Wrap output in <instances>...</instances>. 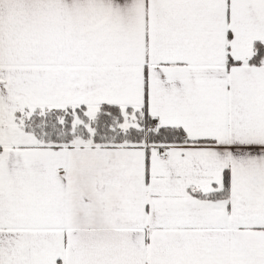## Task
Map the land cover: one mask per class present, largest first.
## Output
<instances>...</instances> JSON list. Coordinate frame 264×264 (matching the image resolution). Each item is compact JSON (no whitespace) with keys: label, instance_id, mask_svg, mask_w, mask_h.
I'll return each instance as SVG.
<instances>
[{"label":"snow or ice","instance_id":"1","mask_svg":"<svg viewBox=\"0 0 264 264\" xmlns=\"http://www.w3.org/2000/svg\"><path fill=\"white\" fill-rule=\"evenodd\" d=\"M0 264H264V0H0Z\"/></svg>","mask_w":264,"mask_h":264}]
</instances>
